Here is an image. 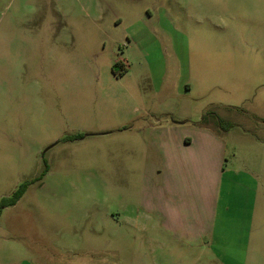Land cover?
<instances>
[{
	"label": "rangeland",
	"instance_id": "1",
	"mask_svg": "<svg viewBox=\"0 0 264 264\" xmlns=\"http://www.w3.org/2000/svg\"><path fill=\"white\" fill-rule=\"evenodd\" d=\"M201 132L232 170L221 235L121 241L163 148ZM25 182L0 264H264V0H0V200Z\"/></svg>",
	"mask_w": 264,
	"mask_h": 264
},
{
	"label": "crops",
	"instance_id": "2",
	"mask_svg": "<svg viewBox=\"0 0 264 264\" xmlns=\"http://www.w3.org/2000/svg\"><path fill=\"white\" fill-rule=\"evenodd\" d=\"M199 135L198 149L192 148L193 140L188 135L172 138V143L163 148L161 168L154 170L161 179L148 177L147 194L141 200L142 210L136 211L134 216L122 214L118 234L121 241L132 240L131 235L135 231L146 233L149 249L152 246L165 251L174 243L178 247L202 250L203 246L212 245L209 242L221 235L216 224L217 207L223 175L232 170L224 169L223 145L220 146L214 134L201 132ZM232 173L237 175L235 171ZM191 201H194L193 205ZM171 202H176V208L171 207ZM244 218V232H250L253 213H247ZM235 227L236 224L231 229ZM179 262L185 264L183 260ZM192 262L203 264L200 258ZM166 263L154 258L148 264ZM102 264L120 263L104 261Z\"/></svg>",
	"mask_w": 264,
	"mask_h": 264
},
{
	"label": "trees",
	"instance_id": "3",
	"mask_svg": "<svg viewBox=\"0 0 264 264\" xmlns=\"http://www.w3.org/2000/svg\"><path fill=\"white\" fill-rule=\"evenodd\" d=\"M47 173V170L44 171V173L42 174V176L40 178H38L37 180H41V178ZM32 182H25L23 184H21L20 186H18L16 188V190L11 194L10 197L8 198H3L0 200V210L5 209L6 207H11L14 206L19 200L20 198L23 196V194L26 191V188L28 187V185H30Z\"/></svg>",
	"mask_w": 264,
	"mask_h": 264
},
{
	"label": "flooded vegetation",
	"instance_id": "4",
	"mask_svg": "<svg viewBox=\"0 0 264 264\" xmlns=\"http://www.w3.org/2000/svg\"><path fill=\"white\" fill-rule=\"evenodd\" d=\"M57 143V142H56Z\"/></svg>",
	"mask_w": 264,
	"mask_h": 264
}]
</instances>
